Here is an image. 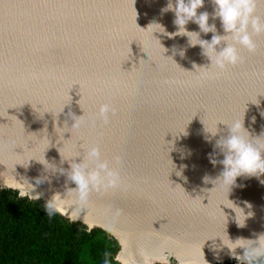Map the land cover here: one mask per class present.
Instances as JSON below:
<instances>
[{"label":"water","instance_id":"1","mask_svg":"<svg viewBox=\"0 0 264 264\" xmlns=\"http://www.w3.org/2000/svg\"><path fill=\"white\" fill-rule=\"evenodd\" d=\"M166 4L0 0V177H15L22 187L27 178L45 202L75 185L28 160L45 157L68 169L62 158L78 150L82 155L84 147L98 144L105 159L123 160L120 171L127 187L93 193L79 209L66 208L68 214L77 213L76 223L108 233L128 264H171V256L185 264H238L230 254H218L219 238L209 239L223 237L225 230L232 240L264 233V176L237 178L240 186L228 198L241 207L248 202L252 207L244 210L254 215L240 228L234 213L221 205L226 223L218 204L227 203V193L213 190L209 197L214 185L205 184L203 177L214 179L222 170L208 157L227 126L218 124V136L209 143L204 125L212 128L243 118L253 137L264 133V36L256 38V53L241 50L243 64L219 79L202 80L192 73L193 64L210 62L199 46L189 47L187 37L153 33L168 50L165 58L171 56L173 62L143 30L153 21L168 33L177 30L174 14L161 13ZM202 11L212 12L208 0L198 13ZM256 14L264 18V3L258 2ZM215 24L217 34L223 35L218 19ZM193 26L190 22L186 27L191 31ZM206 35L200 38L211 40L213 34ZM174 47L184 49L185 55H173ZM108 102L116 108L110 124L93 123L100 105ZM83 113L89 123L71 128L72 116ZM41 175L49 179L35 185L34 178ZM179 233L205 243L206 253L175 247ZM171 240L173 245H168Z\"/></svg>","mask_w":264,"mask_h":264},{"label":"clouds","instance_id":"2","mask_svg":"<svg viewBox=\"0 0 264 264\" xmlns=\"http://www.w3.org/2000/svg\"><path fill=\"white\" fill-rule=\"evenodd\" d=\"M258 2L264 3V0H208V3L212 5V12L202 11L198 13V10L205 6V0H167L166 6L161 9V13L172 12L174 14L173 24L177 30L168 33L166 28L157 21H153L147 30L142 29L145 32H150L152 37H154L153 33H161L169 38L175 36L187 37L188 46H199L201 55L210 62L208 66L193 64L195 71L192 73H195L202 80H215L224 76L230 69L244 63L241 50H246L249 54L256 53V38L264 36V18L256 14ZM210 18L213 21L219 20L223 35L217 34L216 24H210ZM190 22L196 24L199 31H189L186 26ZM201 33L205 35L212 33L211 40L201 39ZM156 40L164 49L162 54L165 58L164 53L168 50L161 45L159 39ZM172 52L173 55L179 54L181 57L185 55L184 49L174 47ZM169 58L174 62L171 56L165 59ZM115 115V106L111 102L104 103L98 108L92 122L99 120L104 125H108ZM83 116L84 113L78 117L72 116L71 128H80L87 125L89 121L82 119ZM218 124L227 126V134L220 135L215 140L213 152L209 154L208 158L213 167L220 165L222 170L214 179L206 175L203 177V182L214 185L209 197L212 195L213 190L227 193V203L220 202L218 208L223 213L226 223L228 217L221 209V205L234 213L237 226L243 228L246 226V221L254 215L251 211L246 213L244 209H251L252 206L245 201L243 202L244 207H241L230 200L228 196L234 187L240 186L236 183L237 178L255 177L259 179L264 176V133L253 137L245 129L243 118H238L228 122H218L212 128H206L204 125L205 132L209 134L205 136L207 142L211 143L212 139L218 136L220 131L217 128ZM82 152V155L78 150L75 154L66 158L61 157L62 162H69L68 169L57 168L49 163L45 157L42 160L34 158L28 160V162L35 160L41 164L45 172H58L65 175L67 180L75 185L74 188H66L63 194L59 192L53 194L50 199L44 202L43 208L49 218L55 215H68V218L75 222L79 216L75 211L71 214L66 213V208L79 209L89 201L93 193L106 194L127 187L120 171L123 160L119 156L111 161L105 159L98 144L84 147ZM218 157H222V159ZM176 174L181 175L180 172ZM48 179L49 177L46 175L38 176L34 178L35 185H40ZM26 180L27 184L22 187L15 177L12 179L2 178L3 183L0 184V190L6 188L17 191L20 199L40 200L42 194H34V184L30 183L27 178ZM261 182L264 183V181ZM87 230L91 231V226H88ZM109 231L111 230L109 229ZM216 238L221 241L219 250L227 248L231 258L236 260L238 264H264V233L257 235L255 239L237 238L232 240L225 230L223 237L217 235L209 240H215ZM238 248L243 250L242 254H237L236 249ZM115 260L116 264H128L119 254H117ZM104 264H110L107 253L105 254Z\"/></svg>","mask_w":264,"mask_h":264},{"label":"trees","instance_id":"3","mask_svg":"<svg viewBox=\"0 0 264 264\" xmlns=\"http://www.w3.org/2000/svg\"><path fill=\"white\" fill-rule=\"evenodd\" d=\"M43 205L0 190V264H104L106 253L116 264L119 244L108 233L61 215L49 218Z\"/></svg>","mask_w":264,"mask_h":264},{"label":"bare ground","instance_id":"4","mask_svg":"<svg viewBox=\"0 0 264 264\" xmlns=\"http://www.w3.org/2000/svg\"><path fill=\"white\" fill-rule=\"evenodd\" d=\"M209 23L211 24V23H215V21H213V20H211V18H210V20H209ZM191 31H199V29H198V26H193V27H191ZM207 36H209V33L206 35V37ZM140 118L142 119L143 118V116H140ZM124 231V230H123ZM181 235V236H180ZM183 234H181V233H179V234H177L176 236H180L178 239H175V244L176 245H178V246H175V247H179L180 246V248H183L184 247V245H186L185 247H188L189 248V251L191 252V253H196V254H200L201 256L202 255H204L205 253H206V250H205V247H203V244H205V243H200V242H197V241H195L196 239L195 238H193V237H190L189 235H187V234H185V235H183ZM126 240H124V244H126ZM172 242V240L168 243V245L169 244H172L171 243ZM196 243H198V244H196ZM173 245V244H172ZM207 245V244H206ZM209 245V244H208ZM187 249V248H186ZM218 252V254L219 255H221V256H223V257H225V256H228L229 255V250L227 249V248H223L222 250H219V251H217ZM120 257L123 259L124 258V260L125 261H127L126 259H125V255L124 254H120Z\"/></svg>","mask_w":264,"mask_h":264},{"label":"rangeland","instance_id":"5","mask_svg":"<svg viewBox=\"0 0 264 264\" xmlns=\"http://www.w3.org/2000/svg\"><path fill=\"white\" fill-rule=\"evenodd\" d=\"M174 255V254H173ZM171 264H172V261H174V262H176V264H185V263H180L177 259H176V257L175 256H171ZM155 264H160V263H156V262H154Z\"/></svg>","mask_w":264,"mask_h":264}]
</instances>
